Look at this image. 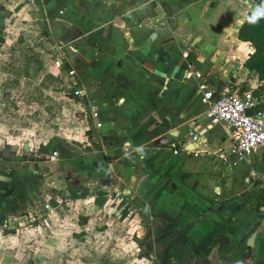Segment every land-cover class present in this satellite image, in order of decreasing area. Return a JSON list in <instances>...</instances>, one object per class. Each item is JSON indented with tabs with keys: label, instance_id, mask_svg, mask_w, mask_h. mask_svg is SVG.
<instances>
[{
	"label": "crops",
	"instance_id": "1",
	"mask_svg": "<svg viewBox=\"0 0 264 264\" xmlns=\"http://www.w3.org/2000/svg\"><path fill=\"white\" fill-rule=\"evenodd\" d=\"M11 1L0 0L4 8L10 7L5 24L9 36L3 38L0 54L14 62L12 56L30 52L17 48L33 38L39 41L44 30L56 43L55 52L63 50L75 72L81 103H92L98 111L100 127H94L89 140L84 136L79 144H64L50 138L57 146V171L51 178L65 187L89 189L85 200L70 201L65 190L59 198L65 199L70 215L58 212L56 221L73 220V240L80 233L84 235L78 240L83 239L88 227H104L106 216L117 218L123 199L131 216L148 210L162 215L158 221L167 225L174 221L169 216L179 213L176 210L192 215L204 211L209 200L225 197V184L215 176L231 172L232 165L219 158L232 148L231 130L226 124L210 126L202 118L206 107L196 90L199 83L217 94L264 86L243 66L252 48L237 39L255 6L244 0H18L15 18L17 5L11 6ZM1 15L0 26L6 20ZM38 49L40 58L54 63L45 50L48 46ZM192 132L198 140L190 143ZM183 142H188L186 148ZM263 150L251 157L257 167L263 164ZM243 163L247 168L248 162ZM224 181L231 184V178ZM60 200L55 197V202ZM260 209L259 215L249 209L234 221L243 222L244 250L259 255L264 248V208ZM78 216L87 220L82 227L75 222ZM213 220L218 221L211 215L201 224ZM123 222L117 220L116 225ZM132 222L134 217L131 229Z\"/></svg>",
	"mask_w": 264,
	"mask_h": 264
},
{
	"label": "rangeland",
	"instance_id": "2",
	"mask_svg": "<svg viewBox=\"0 0 264 264\" xmlns=\"http://www.w3.org/2000/svg\"><path fill=\"white\" fill-rule=\"evenodd\" d=\"M17 1L9 3L17 5L14 14L19 7ZM3 8L0 13L6 20H2L1 30L6 28L10 14V7ZM30 9L35 12L34 7ZM41 32L38 40L42 44L33 38L22 48L16 47L30 51L22 52L26 59L19 61L22 54L18 53L11 62L0 54V215L6 217L8 228L16 229L14 235L0 233V264H264V248L260 255L244 250L243 222H234L242 217L240 213L252 209L259 215L264 208V156L258 167L253 158L247 159L249 174L243 162L231 166V172L214 174L225 184V197L209 200L204 211L190 215L176 210L179 213L169 216L174 221L167 225L164 220L158 221L162 215L148 210L141 215L135 212L117 225L115 214H110L102 221L104 227L97 231L88 227L83 239L73 240V220L56 221L58 212L70 215L66 210L69 207L63 204L65 199H59L66 187L51 178L57 167L50 156H38V151L52 137L64 144H79L84 136L89 140L85 133L92 132L94 126L87 107L76 95L75 72L70 70L64 51L60 54L63 65L57 71L50 58H40L38 48L43 44L54 58L57 53L56 43L47 32ZM0 34L5 39L9 36L6 29ZM69 71L74 75L69 76ZM72 95L75 100L69 98ZM228 178L231 184L226 185L224 180ZM230 191L231 197H227ZM211 215L218 221L201 224ZM132 217L133 229L129 224ZM134 236L144 242V258H139ZM250 259L251 263L246 261Z\"/></svg>",
	"mask_w": 264,
	"mask_h": 264
},
{
	"label": "built area",
	"instance_id": "3",
	"mask_svg": "<svg viewBox=\"0 0 264 264\" xmlns=\"http://www.w3.org/2000/svg\"><path fill=\"white\" fill-rule=\"evenodd\" d=\"M252 6L264 4V0H244ZM63 65L59 53L53 63L54 70ZM74 72L69 71V76ZM200 103L206 107L202 116L210 126L226 124L231 130L232 148L224 156L219 158L223 164L236 166L246 162L248 158L256 156L264 147V89H249L242 93L231 91V88L224 93H215L207 88L205 84L197 85ZM77 95L80 93L77 92ZM87 116L93 126L98 128V111L92 103L86 105ZM198 135L190 134V143L196 142ZM182 148H186L188 142H183ZM176 153V152H175ZM57 153H52L49 160L55 161Z\"/></svg>",
	"mask_w": 264,
	"mask_h": 264
},
{
	"label": "trees",
	"instance_id": "4",
	"mask_svg": "<svg viewBox=\"0 0 264 264\" xmlns=\"http://www.w3.org/2000/svg\"><path fill=\"white\" fill-rule=\"evenodd\" d=\"M260 5V4H257ZM256 5V6H257ZM253 8H251L252 11ZM251 11L246 15L243 23L237 32V39L243 43L248 44L252 48V52L247 56L244 61V68L250 72H254L258 75L260 81H264V18L260 19L256 23H250L248 21V16L251 14ZM4 40L0 37V44H3ZM264 89V86L257 87V91ZM77 95V94H76ZM73 99V95L69 97ZM75 100V99H73ZM77 101V100H76ZM89 138L92 137V132L88 131L85 133ZM57 151V146L54 139H50L45 146H39V153L43 155L50 156L52 153ZM67 198L70 201H79L85 200L89 197V189L83 186H67L65 189ZM98 195L103 196V192H98ZM118 216L117 220L123 222L126 219L130 218L129 206L125 199L121 200L117 206ZM86 218L83 216H78V225L84 226L86 223ZM16 229L7 227V219L4 215H0V233L2 236L14 235ZM83 233L78 234L77 238L83 236ZM135 244L139 250V258H144L145 253L143 252V241L141 239L133 237Z\"/></svg>",
	"mask_w": 264,
	"mask_h": 264
},
{
	"label": "clouds",
	"instance_id": "5",
	"mask_svg": "<svg viewBox=\"0 0 264 264\" xmlns=\"http://www.w3.org/2000/svg\"><path fill=\"white\" fill-rule=\"evenodd\" d=\"M262 18H264V4L257 5L252 9L251 14L248 16V21L256 23Z\"/></svg>",
	"mask_w": 264,
	"mask_h": 264
}]
</instances>
